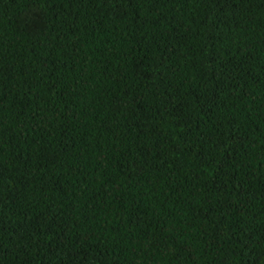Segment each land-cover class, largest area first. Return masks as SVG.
Listing matches in <instances>:
<instances>
[{"label": "trees", "instance_id": "1", "mask_svg": "<svg viewBox=\"0 0 264 264\" xmlns=\"http://www.w3.org/2000/svg\"><path fill=\"white\" fill-rule=\"evenodd\" d=\"M0 264H264V0H0Z\"/></svg>", "mask_w": 264, "mask_h": 264}]
</instances>
